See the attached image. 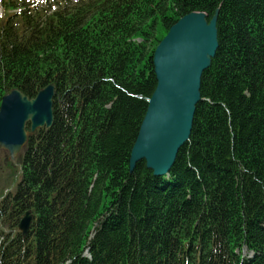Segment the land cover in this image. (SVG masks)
<instances>
[{"label": "trees", "instance_id": "1", "mask_svg": "<svg viewBox=\"0 0 264 264\" xmlns=\"http://www.w3.org/2000/svg\"><path fill=\"white\" fill-rule=\"evenodd\" d=\"M0 8V105L56 86L54 124L30 137L16 192L0 198V264H264V0ZM194 12H218L219 47L190 140L168 176L145 161L131 171L155 51Z\"/></svg>", "mask_w": 264, "mask_h": 264}, {"label": "water", "instance_id": "2", "mask_svg": "<svg viewBox=\"0 0 264 264\" xmlns=\"http://www.w3.org/2000/svg\"><path fill=\"white\" fill-rule=\"evenodd\" d=\"M217 17L218 12L210 21L205 13L186 15L157 47L154 54L157 87L148 100V110L131 152V171L145 161L154 176L169 175L180 149L190 140L201 101L202 75L219 47ZM55 95L56 87L50 84L32 99L18 89L2 98L0 151H7L14 161L31 136L53 126ZM32 220L29 211L20 221L23 237H27Z\"/></svg>", "mask_w": 264, "mask_h": 264}, {"label": "rangeland", "instance_id": "3", "mask_svg": "<svg viewBox=\"0 0 264 264\" xmlns=\"http://www.w3.org/2000/svg\"><path fill=\"white\" fill-rule=\"evenodd\" d=\"M73 2L75 0H72ZM22 155L11 160L7 151H0V198L15 193L20 182V160Z\"/></svg>", "mask_w": 264, "mask_h": 264}]
</instances>
